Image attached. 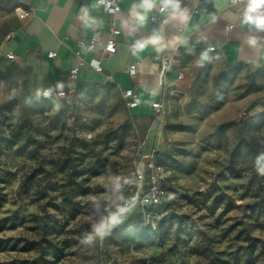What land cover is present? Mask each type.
I'll return each mask as SVG.
<instances>
[{
	"label": "rangeland",
	"instance_id": "rangeland-1",
	"mask_svg": "<svg viewBox=\"0 0 264 264\" xmlns=\"http://www.w3.org/2000/svg\"><path fill=\"white\" fill-rule=\"evenodd\" d=\"M8 19L0 4V42ZM263 96L264 69L198 58L146 139L151 123L132 118L111 82L33 96L0 53V264L52 260L50 246L55 264H264ZM150 149L175 194L151 231L131 209L103 242L81 243L115 212L114 178Z\"/></svg>",
	"mask_w": 264,
	"mask_h": 264
},
{
	"label": "crops",
	"instance_id": "crops-1",
	"mask_svg": "<svg viewBox=\"0 0 264 264\" xmlns=\"http://www.w3.org/2000/svg\"><path fill=\"white\" fill-rule=\"evenodd\" d=\"M118 1L120 10L114 17L120 30L116 51L104 54L109 16L97 0H0L9 10L8 29L0 42V53L4 57L7 53L14 55L12 61L33 96H41L38 91L55 88L58 82L63 84L62 90L70 91L105 82H111L120 94L133 88L137 105L128 109L137 123H151L146 139L155 122L151 102L167 99L168 103V99L173 100L171 97L186 91L191 84L195 60L205 52L207 57L223 65L264 69V33L249 30L248 25L240 23L243 4H231L230 0H181L187 20L170 19L168 13H158L157 7L140 25L130 15L138 0ZM82 5L97 18V26L86 28L81 23L78 17ZM21 14L24 15L21 17ZM151 15H157L160 22H151ZM154 31L161 32V44L149 43L134 55L131 44L136 39H147ZM7 34L10 38L6 40ZM253 38L257 41L255 45L250 43ZM92 39L95 46L89 49ZM209 46L215 49L207 51ZM50 51L55 54L51 58L47 56ZM165 59L167 65L163 69ZM96 64L102 67L101 71L94 69ZM130 64L135 66L132 77L127 72ZM74 68H77L75 73ZM249 98L255 97L251 94ZM263 107L264 96L254 103L256 110Z\"/></svg>",
	"mask_w": 264,
	"mask_h": 264
},
{
	"label": "built area",
	"instance_id": "built-area-1",
	"mask_svg": "<svg viewBox=\"0 0 264 264\" xmlns=\"http://www.w3.org/2000/svg\"><path fill=\"white\" fill-rule=\"evenodd\" d=\"M233 3V0H230ZM101 10L109 16L108 22V38L103 47L104 54H112L116 51V37L120 34V30L115 24V15L120 10V4L118 0H105L103 5H100ZM158 13H161L158 8ZM26 14V13H24ZM24 14H21L22 17ZM149 20L153 23H159L160 19L157 15H151ZM10 34L5 36V39H9ZM82 43L81 40L78 41ZM111 44V50L108 45ZM95 46L94 39L89 44V49H93ZM214 46L206 48L207 51H213ZM54 52L47 53L48 57H53ZM6 57L10 60L14 59L12 53H7ZM167 60L163 61V69L166 68ZM96 71H101L102 67L99 64L94 66ZM77 68L72 69L75 73ZM128 74L132 77L135 74V66L130 64L127 67ZM181 75L178 74V78ZM48 88H44L46 90ZM72 94L70 90H54L51 98L54 99H67ZM43 96V95H41ZM121 96L128 108H133L137 105L135 98V91L133 88H128L122 91ZM45 97V96H44ZM151 108L154 109L155 114H160L164 109V99L151 102ZM156 149L150 151V153L143 155L138 151L137 155L133 159L132 165L127 171L119 175L120 187H116V181L112 185V192L110 195V202L114 211L117 207L124 205H133L131 209L138 207L143 213L144 226H151L155 219L158 218L157 212L153 208L160 204L167 196L166 177L163 174V170L155 163ZM125 181H128L127 183Z\"/></svg>",
	"mask_w": 264,
	"mask_h": 264
},
{
	"label": "clouds",
	"instance_id": "clouds-1",
	"mask_svg": "<svg viewBox=\"0 0 264 264\" xmlns=\"http://www.w3.org/2000/svg\"><path fill=\"white\" fill-rule=\"evenodd\" d=\"M105 0H97L98 5H103ZM235 4H243V15L241 17L240 23L242 25H248L249 30H256L264 33V0H233ZM159 7L161 13H168L170 19H180L181 21L187 20L186 9H181V0H138V3H134L132 6V11L130 15H133L138 22V24L143 25L148 14L153 12L154 9ZM79 20L86 28H92L98 25L96 17L90 15L89 8L87 6H81ZM102 24V21L99 22ZM163 40L161 32L154 31L151 36L147 39H136L131 44V50L133 54H137L142 51L149 43L153 46L160 45ZM252 45L257 43L256 39L250 40ZM111 44L108 45L109 50H111ZM160 49L157 48V51ZM207 52L202 56V59H207ZM63 89L62 83H57L55 88H48L46 90L38 91V95H43L45 97H51L54 90ZM59 108V105H56ZM91 138V137H89ZM264 161V154H262L257 159L258 168L257 171L261 176H264V164L260 162ZM116 181V187L119 188V178H114ZM126 183L128 181H125ZM175 194H169V199L174 198ZM133 205H124L122 207H117L115 212H111L107 217L101 219L100 222L92 225L91 232L85 234L81 243L85 245H92L95 241L99 240L103 242L104 238L109 235L112 228L121 223L124 215L131 210Z\"/></svg>",
	"mask_w": 264,
	"mask_h": 264
},
{
	"label": "trees",
	"instance_id": "trees-1",
	"mask_svg": "<svg viewBox=\"0 0 264 264\" xmlns=\"http://www.w3.org/2000/svg\"><path fill=\"white\" fill-rule=\"evenodd\" d=\"M158 158H159V155H158V151H157L155 153V163L157 164V166H160L158 164ZM168 201H169V197H168V189H167V196H166V198L160 204L156 205L153 208V210L155 212H157V209L160 208V207H162V206H164V205H166L168 203ZM133 209H137L140 212V214L142 216V226L144 227V229L145 230H148V232L151 231V229H150L151 227L150 226H144L143 213H142L141 209L138 208V207H135ZM49 250H50L49 251V254L53 258L52 260H48V259H45L42 256H38L36 258L31 259L27 264H55L58 261V259H59L58 255H57V252L58 251L61 252V249H58L56 246H50L49 247Z\"/></svg>",
	"mask_w": 264,
	"mask_h": 264
}]
</instances>
